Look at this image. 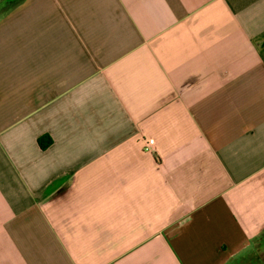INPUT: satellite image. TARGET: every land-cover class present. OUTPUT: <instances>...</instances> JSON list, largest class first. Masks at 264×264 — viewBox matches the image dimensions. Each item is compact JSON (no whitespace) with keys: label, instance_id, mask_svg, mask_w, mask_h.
<instances>
[{"label":"crops","instance_id":"0c3cea01","mask_svg":"<svg viewBox=\"0 0 264 264\" xmlns=\"http://www.w3.org/2000/svg\"><path fill=\"white\" fill-rule=\"evenodd\" d=\"M239 261L264 264V0H0V264Z\"/></svg>","mask_w":264,"mask_h":264},{"label":"trees","instance_id":"16d2710c","mask_svg":"<svg viewBox=\"0 0 264 264\" xmlns=\"http://www.w3.org/2000/svg\"><path fill=\"white\" fill-rule=\"evenodd\" d=\"M38 142L42 149H46L51 144L52 140L49 137H41Z\"/></svg>","mask_w":264,"mask_h":264},{"label":"rangeland","instance_id":"374dc122","mask_svg":"<svg viewBox=\"0 0 264 264\" xmlns=\"http://www.w3.org/2000/svg\"><path fill=\"white\" fill-rule=\"evenodd\" d=\"M255 247H257V246H255ZM256 258H258V259H260V254L259 253H257V255H253L252 253L250 254V253H248L245 257H244V261L246 262V261H251L252 259L253 260H256ZM244 262V263H245ZM239 264H240V261H239Z\"/></svg>","mask_w":264,"mask_h":264},{"label":"built area","instance_id":"2783aa9c","mask_svg":"<svg viewBox=\"0 0 264 264\" xmlns=\"http://www.w3.org/2000/svg\"><path fill=\"white\" fill-rule=\"evenodd\" d=\"M153 144H154V140H149V141L147 142V145L145 146V150H147V151H152V146H153Z\"/></svg>","mask_w":264,"mask_h":264}]
</instances>
